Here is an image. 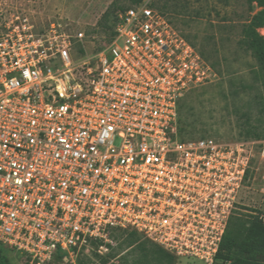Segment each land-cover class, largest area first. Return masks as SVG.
<instances>
[{"label":"built area","instance_id":"built-area-1","mask_svg":"<svg viewBox=\"0 0 264 264\" xmlns=\"http://www.w3.org/2000/svg\"><path fill=\"white\" fill-rule=\"evenodd\" d=\"M216 78L150 1L102 42L79 21L0 5V246L10 264L73 259L114 230L213 264L248 215L253 142L180 139L181 101ZM259 152L264 161V142Z\"/></svg>","mask_w":264,"mask_h":264},{"label":"rangeland","instance_id":"rangeland-1","mask_svg":"<svg viewBox=\"0 0 264 264\" xmlns=\"http://www.w3.org/2000/svg\"><path fill=\"white\" fill-rule=\"evenodd\" d=\"M148 1L198 46L216 74L211 83L190 92L181 101L178 108L180 134L230 141L238 137V127H241L251 129L258 136V139H248L253 142V158L251 202L247 213L258 215L264 224V161L259 156L260 143L264 142V79L259 76V64L242 36L243 27L253 15L264 12V8L248 10L244 0ZM4 3L34 9L44 21L57 16L79 21L84 30L100 42L108 36L116 13L136 5L133 0H0L1 6ZM257 32L264 36V28ZM123 240L124 236L118 234L109 236L102 255L90 248L79 251L73 259L60 254L51 264H134L140 253L136 249L119 248ZM140 241L144 242L141 237ZM176 264L204 263L181 259ZM213 264L226 263L215 260Z\"/></svg>","mask_w":264,"mask_h":264},{"label":"trees","instance_id":"trees-1","mask_svg":"<svg viewBox=\"0 0 264 264\" xmlns=\"http://www.w3.org/2000/svg\"><path fill=\"white\" fill-rule=\"evenodd\" d=\"M140 2L141 0H133L134 4ZM244 2L248 10H252L253 7L264 8V0H244ZM157 9L160 10L159 8ZM160 11L163 12L162 10ZM261 28H264L263 11L251 17L250 22L243 27L242 36L245 45L252 52L259 64V76L264 79V36H261L257 32ZM183 36L188 40L187 36ZM190 43L195 48L198 47L195 43ZM199 53L203 58L204 54L201 51ZM238 130V137L241 139H258L256 133L251 129L238 127ZM178 133L182 140L195 137H184L180 134L179 129ZM116 233L119 236H124V240L118 245L119 248L125 247V249H136L139 251L140 258L134 261V264H176L175 257L157 245L143 239L137 232L114 230L109 236H115L117 235ZM140 237L144 242L140 241ZM146 242L150 244L148 247L145 245ZM101 244L102 242L100 241L92 242L91 248H94L96 251ZM215 260L226 264H264V224L262 219L258 215H251V213L248 215L236 213V215L231 216L222 236ZM103 262L105 261L103 260ZM0 264H10V260L6 257V249L2 246H0Z\"/></svg>","mask_w":264,"mask_h":264}]
</instances>
